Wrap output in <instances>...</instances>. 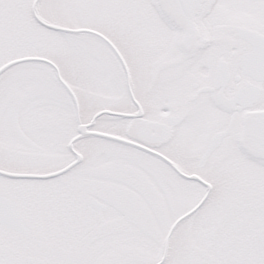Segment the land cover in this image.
I'll return each instance as SVG.
<instances>
[{"label":"snow or ice","instance_id":"obj_1","mask_svg":"<svg viewBox=\"0 0 264 264\" xmlns=\"http://www.w3.org/2000/svg\"><path fill=\"white\" fill-rule=\"evenodd\" d=\"M0 264H264V0H0Z\"/></svg>","mask_w":264,"mask_h":264}]
</instances>
